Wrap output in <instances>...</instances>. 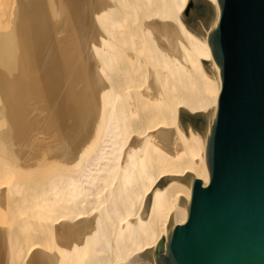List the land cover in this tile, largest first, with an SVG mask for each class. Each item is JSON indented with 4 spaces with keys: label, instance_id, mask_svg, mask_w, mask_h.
Masks as SVG:
<instances>
[{
    "label": "bare ground",
    "instance_id": "1",
    "mask_svg": "<svg viewBox=\"0 0 264 264\" xmlns=\"http://www.w3.org/2000/svg\"><path fill=\"white\" fill-rule=\"evenodd\" d=\"M11 1L0 264H155L162 230L188 213L177 190L209 180L217 0Z\"/></svg>",
    "mask_w": 264,
    "mask_h": 264
},
{
    "label": "water",
    "instance_id": "2",
    "mask_svg": "<svg viewBox=\"0 0 264 264\" xmlns=\"http://www.w3.org/2000/svg\"><path fill=\"white\" fill-rule=\"evenodd\" d=\"M217 2L207 38L221 81L209 180L177 190L188 213L162 230L155 264H264V0Z\"/></svg>",
    "mask_w": 264,
    "mask_h": 264
},
{
    "label": "rangeland",
    "instance_id": "3",
    "mask_svg": "<svg viewBox=\"0 0 264 264\" xmlns=\"http://www.w3.org/2000/svg\"><path fill=\"white\" fill-rule=\"evenodd\" d=\"M6 1H8V0H6ZM9 2L12 3L11 0H10ZM3 3H5V1L2 2V3L0 2L1 5H2ZM11 3H8V4L10 5ZM8 4H7V5H8ZM7 5L4 4V5H2V6L4 7V6H7ZM2 6H1V7H2ZM9 7H10V6H9ZM191 7H192V5L190 6V8H191ZM4 8H5V7H4ZM7 8H8V6H7ZM7 8H6V11H9V10H7ZM197 8H199V6H197ZM9 9H10V8H9ZM10 10H11V9H10ZM6 13H7V12H6ZM5 15H7V14H5ZM212 15H213L212 10L209 9L207 15L204 16L203 19H201L202 22L204 23V26H205V27H209V25H210V21H211V19H212ZM0 17H1V16H0ZM1 20L3 21L4 19L1 18ZM4 22H5V20L3 21V23L0 21V24L2 23V24L4 25ZM3 25H1V27H0L1 31H2V28L4 27ZM2 26H3V27H2ZM1 31H0V32H1Z\"/></svg>",
    "mask_w": 264,
    "mask_h": 264
}]
</instances>
